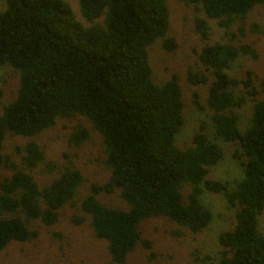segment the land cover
Here are the masks:
<instances>
[{
	"label": "trees",
	"instance_id": "obj_1",
	"mask_svg": "<svg viewBox=\"0 0 264 264\" xmlns=\"http://www.w3.org/2000/svg\"><path fill=\"white\" fill-rule=\"evenodd\" d=\"M203 16L194 15L193 30L207 40V19L228 30L238 19L243 34L245 14L264 0H177ZM85 21L83 26L64 0H4L0 11V66L18 71L14 98L0 110V167L11 173L0 177V251L10 241H28L37 235L31 224H54L58 209L71 204L83 181L74 167L57 169L45 162L47 172L56 169L50 180L38 187L30 171L44 161V152L33 139L50 127L56 118L85 119L98 133L103 145V164L109 170L105 181L90 183L70 216L73 224H87L92 235L106 243L109 264H123L141 238L139 224L150 216L183 228L201 231L211 219L210 211L199 201L202 189L221 193L227 206L234 207L230 229L217 234L220 246L216 264H264V234L257 230L258 215L264 209V75L256 87L251 71L243 77L227 74L238 55L256 57L248 43L214 42L204 44L199 63L211 76L187 70L189 84L208 83L204 104L196 92L191 103L209 110L213 136L235 144L242 176L234 187L206 178L208 167L222 157L219 144L205 133L200 121L189 145L180 148L174 136L182 125V101L177 77L155 84L146 47L159 39L161 48L171 51L176 42L166 35L168 15L165 0H77ZM100 18V21L93 22ZM255 28V25L253 24ZM241 85L243 94L256 98L247 125L240 131L239 106L244 96L235 98L231 88ZM2 90L0 88V97ZM1 100V98H0ZM6 132L26 137L13 150L16 168L2 152ZM89 137L88 129L75 123L69 141L79 145ZM184 185L189 190L182 193ZM117 190L125 208L105 206L96 199L100 192ZM207 258V257H206Z\"/></svg>",
	"mask_w": 264,
	"mask_h": 264
},
{
	"label": "rangeland",
	"instance_id": "obj_2",
	"mask_svg": "<svg viewBox=\"0 0 264 264\" xmlns=\"http://www.w3.org/2000/svg\"><path fill=\"white\" fill-rule=\"evenodd\" d=\"M67 2L73 17L83 26L91 24L81 16L77 0ZM168 15L166 35L176 42L171 51L161 48L160 40L153 41L146 47L147 59L151 68V79L160 84L174 73L180 87L182 101V125L174 136V144L180 148L189 145L190 137L200 121L205 122L207 137L219 144L222 157L217 163L208 167L206 178L226 183L231 189L242 176V168L238 159L233 158L235 144L225 142L213 136L209 121V110L205 107L198 110L191 103V92H196L198 99L204 104L208 83L189 84L185 80L186 71L192 70L207 76L208 71L199 63L197 54L206 43L229 42L248 43L255 49L256 57L248 54L238 55L229 64L227 74L232 77H243L247 70L251 71L252 83L256 87L258 79L264 75V4L254 5L244 16L243 34L238 32V19L235 18L228 30L220 28L215 20L207 19L209 34L207 40H201L193 30L194 15L203 16L191 6H184L177 0H165ZM4 0H0V11L4 9ZM100 21V18L93 22ZM255 25V28L253 27ZM18 81V71L8 65L0 66V110L2 105L15 96ZM235 98L243 95L245 100L233 111L237 113V127L242 131L247 125L249 113L254 98L243 94L241 85L231 88ZM75 123L84 125L89 131V137L79 145L72 144L68 134ZM33 139L44 152V161L29 170L38 187L46 184L52 178L56 169L49 172L45 162L56 164L57 169L64 166L76 168L83 181L78 187L71 204H64L58 209L57 221L49 226L42 225L38 220L32 221L36 229L35 238L28 241H10L0 251V264H109L106 243L92 235L87 224V218L80 224H73L70 216L78 213L79 200L89 192L90 183H101L106 180L109 170L103 164L104 151L97 132L90 128L89 123L81 117L71 119L56 118L54 123L40 132ZM26 137L6 132L2 143V152L8 154L16 168L26 171L19 164V156L14 153V146L21 145ZM11 173L8 168L0 167V177ZM189 190L184 185L182 193ZM96 199L109 207L125 208V203L119 198L117 190L110 193L100 192ZM200 203L211 213L209 223L201 231L191 233L183 228L180 235H175V224L166 219L150 216L139 224L141 238L150 242L146 249L139 243L127 254L123 264H216L220 246L217 234L228 230L234 222V207L227 206L221 193L208 192L202 189L199 195ZM257 230L264 234V209L258 215ZM207 257V258H206Z\"/></svg>",
	"mask_w": 264,
	"mask_h": 264
}]
</instances>
